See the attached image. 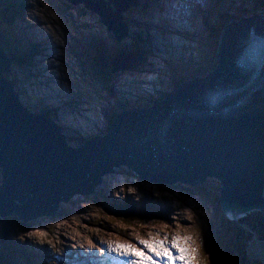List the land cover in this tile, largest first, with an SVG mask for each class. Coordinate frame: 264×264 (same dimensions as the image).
Instances as JSON below:
<instances>
[{"label":"water","instance_id":"water-1","mask_svg":"<svg viewBox=\"0 0 264 264\" xmlns=\"http://www.w3.org/2000/svg\"><path fill=\"white\" fill-rule=\"evenodd\" d=\"M96 14L116 42L138 0H64ZM216 67L163 100L117 114L108 131L76 147L58 123L18 103L0 48V225L55 216L60 203L91 195L125 166L154 185L219 184L221 211L236 217L264 208V14L240 16L221 32ZM135 56L118 51L111 72ZM107 68L108 60L100 61ZM259 260L263 257L257 256Z\"/></svg>","mask_w":264,"mask_h":264},{"label":"rangeland","instance_id":"rangeland-1","mask_svg":"<svg viewBox=\"0 0 264 264\" xmlns=\"http://www.w3.org/2000/svg\"><path fill=\"white\" fill-rule=\"evenodd\" d=\"M9 1L25 3V5L22 12V17L18 21L4 24V22L0 20V44L8 52L14 56H18L21 59L20 63L12 65L11 73H7L6 78L12 83L14 82L13 79H16L18 82L17 86L23 87L27 90H29L28 88H40L39 82L37 80H40L41 78L38 77V79L37 77H34L36 70L31 66V60L41 59L42 56L37 55V52H35L33 48H28L29 42L27 41L28 39L25 38L24 33L28 31L30 34H34L40 38L44 37L42 33L43 28L45 29L47 27L51 31L57 32L60 37L57 36V39L54 40L56 43H58V40H60V44L63 47H61V55L63 58H61L60 55V60L62 59L63 62H67L71 66V69L62 63L58 64L62 71L59 70L56 74L49 72L51 69H47L49 74L53 76L56 75L55 80L50 82L49 86L50 88L57 86L60 93H68V98L72 101L78 99L80 102L78 101L79 103H74L75 109L81 108L84 111H94L96 118L101 123L100 128L95 130V134L99 135L106 132L109 126V121L105 118L104 113L110 117L116 111L123 110L122 105L125 104L129 98V93H124L121 96H114L112 94L111 87L119 89L117 83L114 81V79H112L117 72L114 74L111 73L108 68L102 69L99 65V61L97 62V59L99 58L100 60L101 56H103L105 59H108L107 55L111 56L120 50L124 51L125 53L135 51H139V53H141L140 51H143L140 50V47L138 48L134 45L136 42L135 39L132 38L128 43L123 45V42L125 43L130 39L129 35L131 32H133L132 27L129 24L128 17H126L129 15L127 12L131 11V9L137 6L130 7L124 13V22L128 27L129 34L127 38H125L120 43H117L114 40L112 34L108 32L106 27L100 22L98 16L91 13L90 11L85 10L82 5L73 6L64 0H0V9ZM223 1L225 2V6L234 4L237 6V8L231 9L230 12L222 9L218 10L215 8L217 0H202V4L199 7H196L193 0L188 6H186L187 2L185 3L184 0H176L175 4L177 5V3H181L185 7L184 9L186 12H190V10L199 12L202 10L207 21L204 22L202 17H199L195 21V26L186 30L188 33L190 32L189 35L192 37L190 41L185 42V45L189 46V50L187 52L178 47L175 50H170V52H160V58L158 59L153 58L152 55H146V57L142 55L143 63H147V66L149 67L148 70L151 68V65L157 63L156 60L161 62V65H158L160 68L150 69V71H155V73L160 75L158 80L167 74L168 77H171V73L169 72L171 67L176 71V77L179 76L183 78L202 77L207 72L215 68V35L222 23L226 21L225 16H238L240 13L239 11H241L242 15L250 16L256 10V4L254 3V0ZM262 1H258L260 6H264V1ZM38 4L42 5V8H39L37 6ZM184 9L173 13L182 14ZM150 12H153V10H150ZM82 13L87 14V17L85 16L82 19ZM153 13L155 14V12ZM145 16L146 15H142V21L146 20V18H143ZM59 18L65 22L62 24H66L69 34H63V26L58 20H56ZM53 19L55 22H53ZM85 20H87L89 23H93L95 26L100 28L103 34H106L108 40H110L109 48L112 50L111 53L108 52V50L103 52L100 42L97 40L95 41V39L90 37L93 30L90 31L85 27V25L80 24L81 21ZM39 21L44 22L40 28H31L32 31L26 29L23 33L21 29L23 25L27 26L31 23H40ZM198 31L200 33H198ZM77 34H81L82 36H78L79 40L77 42L72 41ZM192 34H196L197 36L193 37ZM70 35L74 37L71 38ZM44 38H46V35ZM68 38V43L66 45L63 44L61 40L66 42ZM136 38L140 39L139 37ZM48 41L50 40L48 39ZM172 42H174V40ZM57 62V60H54L55 65ZM143 63L140 60V63L134 65L132 69L118 72L123 74L130 73L129 75H125V77H127L129 80L130 78L134 79L135 81L139 79H145L143 78L145 77L144 73L136 72L138 69L143 70ZM60 85L64 87V89ZM136 86L137 85L135 84L134 88ZM48 87L45 85V88ZM160 87L162 88L161 94H158L159 96H157L155 99L162 98L165 88L171 90V80L169 81L168 78H165ZM135 89L137 90V88ZM13 90H17V87H13ZM105 99L107 101H105ZM97 107H99V109H97ZM98 111H100V115ZM53 117L58 120L56 115H53ZM68 135L73 136V138L68 140V142L78 146L79 143L77 142L79 139L75 136V134L70 133ZM79 138L81 137L79 136ZM82 138H86V136H82ZM126 170L128 169L126 168ZM126 170H119L116 174L118 183L115 185L117 189H119L118 191L114 192L116 187H112L111 184L108 185V197L104 195V187L105 185L107 186V183L102 180L104 185L101 186L102 191H99L100 194H96L97 189H95L91 195H75L73 198H71L70 202L60 203V206H62L64 209H61V211L57 209L55 214L56 217L54 216L55 218L42 217L38 219L44 218L45 220L39 222L38 224L33 225L32 221L31 226H20V222L17 221L13 216H10L3 218L1 223H4L6 220H10L11 222H15V225L20 226L19 231L15 229V231L12 232L11 242H13V244L19 249L22 247L24 251H30L29 255L30 253L33 255H31V258L35 262L37 261L36 264H63L65 262L67 263V260L72 262V256L70 253H77V250L75 249V246L72 244L71 240H67L65 237V233H62L60 236H58L59 234L56 231L46 229L48 227L47 221L49 220L51 223L53 219H56L55 223H58L59 226L63 228H66L64 226H68L66 229L68 232V229H71L70 233L72 235H79L75 237L85 236L86 240H88V234L99 232L98 239L102 237L112 239L113 237L117 241L123 240L117 233H112L113 229H118V231H123L125 234L132 235L131 237L133 241H131V243L137 242V235L145 239L150 238V236L154 234L155 229L161 230L160 226L162 224L168 223V221L171 220L172 223L169 225V227H180L183 232L186 233V237L193 238V240H191L189 243L197 249L199 259L200 261L204 262V264H230V260L232 258L237 259V261L241 258V255L235 251L234 246L229 240L230 232H228L225 228V221H228V219L217 205L219 184L216 180L208 179L205 184L197 188H192L185 185L171 187L163 185L161 187L151 184L147 181L140 180L130 170V172ZM122 189H124V194L121 193ZM161 202H163V204L159 205ZM158 206H160V209L162 210L159 211V215L155 213V211L153 213V210H156ZM123 207L126 209L135 208L136 212H134L132 215H123L121 213V209ZM173 209L176 210V212H174ZM258 212L260 213L258 214L263 217L264 223V209ZM189 214L191 215V219H188ZM109 217H111V220ZM155 217H159L161 220ZM127 220L132 221L126 222ZM91 221H95V223L97 221L98 223L93 225ZM182 221L183 223H181ZM65 222L67 224H65ZM99 224H103L102 227L104 228H100ZM21 228L24 229V231H21ZM139 229H144V234L140 233ZM37 231L44 233V235L41 236L40 243H47L48 246H51L49 252L41 250V246H39L36 241L26 240L27 238L31 237H37V239H39L38 236L28 235V233H35ZM173 234L179 236L175 231H173ZM61 236L65 237L63 241L65 242L66 240V244H64L65 248L62 247L60 250H56L52 247L55 245L53 241L61 240ZM160 236L162 237V234ZM68 237L72 236L68 235ZM257 249L260 254H264V248H262V246ZM245 250L250 253L249 244H247ZM108 251H110V254L114 256L121 255L116 251H113L111 248H109ZM255 251L256 247L254 248L253 252ZM104 255L105 252H101L100 248L96 246L94 249V256L102 257ZM85 260L87 261L88 258L85 257ZM15 261L14 264H20L21 262V260L18 258Z\"/></svg>","mask_w":264,"mask_h":264},{"label":"bare ground","instance_id":"bare-ground-1","mask_svg":"<svg viewBox=\"0 0 264 264\" xmlns=\"http://www.w3.org/2000/svg\"><path fill=\"white\" fill-rule=\"evenodd\" d=\"M184 1H185V3L187 2L186 3V6L190 5V3L192 2V0H184ZM193 1L195 3L196 7H199L202 4V0H193ZM138 4L139 5L137 7L133 8V9H131V11L127 12V14L129 13L128 16L125 15L126 17H128V21H129L130 26L132 27L133 32H131V34L129 35V38L130 39L128 41H126L125 43L123 42V45H125L126 43H128L131 40V38L136 40L137 39L136 37H139L140 40H141V43L139 44V42H136L135 43V46H137L138 48L140 47V49L144 51L143 53H145V56L146 55H149V56L153 55L156 59L160 58V52H157L158 47H157L156 43L159 44L161 42V40H164L165 43H166V45H167V47H170L169 50H175L178 47H180L183 51H186V52L189 50V46H187V45H183L182 46L181 44H179V41L172 42L169 39L168 35L171 33L170 30H171V27H172L171 24H170L171 21H174V20L178 21V20L187 19L189 21L188 23L191 24L192 26H195V21L199 17H202V19H203L204 22L207 21L206 17L204 16V12L202 10H200L199 12H197V11L194 12L192 10H190V12H186L185 9H184V11H183L184 14H180V13H171L170 14V12H167V11H170V9L166 8L163 5V0H138ZM37 6L39 8H42V5H40V4H38ZM155 8L159 9L160 12H158V13H161V14L164 13V15L167 17L168 20H164L162 22V20L160 18L159 23L160 24L163 23L162 26H160V27L157 26V27L153 28L154 22L152 20V17H154L156 15ZM215 8L218 9V10L219 9L220 10L222 9V10H225L227 12H230L231 9H235V8H237V6L234 5V4H229L228 6H225V2L223 0H217L216 5H215ZM150 10H153V12H155V14L153 12H150ZM30 12H31V10H30ZM82 14H83V16L81 17L82 19L85 16L87 17V14H84V13H82ZM142 15H146L145 17H143V18H146V20H144L143 22H142ZM170 15H171V17H170ZM159 16H160V14H159ZM35 17L37 18L36 15H35ZM56 20H58L60 22V24L63 26V30H62V32H64L63 34L68 33V29H67L68 27L66 28V24L65 25L62 24V23H65V22H63L60 18L59 19H56ZM76 21H78V20H76ZM53 22H55L54 19H53ZM159 23H158V25H159ZM43 24H44V22L31 23V24H29L27 26H24L23 25L21 27V29H22V31L24 33V31L26 29L32 31L31 28H37V27L40 28ZM80 24L81 25H85V27L88 30H90V31L93 30V32H91V36L90 37L92 39H95V41L97 40V41L100 42L101 49H102L103 52H106L107 50L110 53L112 52L111 48H109L110 40H108V38H107V36H106L105 33L104 34L102 33V31L100 30V28H98L97 26H95L93 23H89L87 20L81 21ZM184 29H185V27H183L182 30H181L183 33L178 34L179 37L186 38V37L190 36V35H188V34H186L184 32ZM157 32H158V34H157ZM42 33H43L44 37L46 35V38H44V37H40L39 38V37H37L34 34H30L28 31H26V33H24L25 38L28 39L27 41L30 44L31 43H34L36 45L37 50L40 52V54L42 56V57L40 56L41 59L31 60V66L34 67L35 70H36V72L34 73V77L41 78L40 80H37V81L39 82V85L41 87H44V88H40V90L37 89L35 91L36 93H39V95H40L39 96V99H35V97L32 96V94H34V96H37V94L35 95V93H34V90L35 89H33V91H32L30 89L27 90V89H25L23 87H18L17 86L18 82L16 81V79H13V81H14L13 82V87H17V90H13V91H14L15 95L18 97L21 105H23V107H26L27 109H30L32 107H34L35 109H38V108H41V107L48 106V104H46V103L45 104H40L41 99H44L46 101H55V100H57V103L56 104H52V107H54V108L57 109L58 115L61 116V118H62V114H63V108H62L63 101L62 100H60V101L58 100V99H61V97L59 96V93H58L59 92L58 87L57 86H54V88L51 87V88H48L47 89V88H45L44 85H49L50 82H53V80H55L56 75L53 76V75L49 74V72H52L53 74H56L59 70H61L59 68L58 64H60V63L65 64V65H67V67L69 69H71V66L67 62H63L62 59L60 60V55H61V51H62L61 50V47L62 46L60 44V40H58V43H56L55 40H54V39H57L56 38L57 36H59L57 34V32H53V31H51L50 29H48L46 27L45 29L43 28ZM198 33H200V32L198 31ZM78 36L80 37L82 35L81 34H77L76 37L72 41L77 42L79 40V37ZM192 36L193 37H196L197 35L196 34H192ZM72 37H74V36H71V38ZM48 39L50 41H48ZM68 40H69V38L66 40V42H64L63 40H61V41L63 42V44L66 45L68 43ZM171 52H173V51H171ZM174 52H177V51H174ZM61 58H63L62 55H61ZM54 60H57L58 61L56 65L54 63ZM160 65H161V63L159 64V66ZM159 66L158 65H153V66L151 65V67H153V68H160ZM146 67H147V63L145 62V64L142 67L143 70L142 69H138L136 72L137 73L145 72L146 71V69H145ZM47 69H51V70L48 72ZM129 74L130 73H124L123 74L121 72H117L113 76L112 79H114V81L119 86V89H115V88H112L111 87V92H112V94L114 96H121L122 93H130L134 89L135 83H139V82H135V80L132 79V78H130V80L127 79V77H125V75H129ZM153 77L159 79L160 76L157 75V74H155L153 72ZM143 78H145V77H143ZM163 78H165V76H163ZM169 81H170V79H169ZM143 85L144 84H142V86ZM19 91H20V93H19ZM41 97H44V98H41ZM147 99L148 98H135L133 101L126 102L125 104H123L122 107H123V109L128 110V109H131V108H134V107H137V106H143V105L146 104ZM75 100L79 101L78 99H75ZM105 101H107V100L105 99ZM38 106H41V107H38ZM85 114H88V113H85ZM83 115H84V113H83ZM85 116H87V115H85ZM65 118L68 119L69 116H65ZM82 120L84 122L82 124H75V121L77 123H79L77 120H75V121H73L71 123V124H74L75 125V126H72L73 127L72 133H74L75 136L78 139H79V136L82 138V136L88 137V135H89L88 131L86 130L87 127H88V123H86V120L85 119L82 118ZM66 122L67 121L62 120L61 121V124L63 126H67L68 124L66 125ZM77 143H79V142H77ZM119 170H126V168L119 167V168L115 169V171H114L113 174H108V175L104 176L103 179H102L105 183H107V186L105 185V187H104V189H105L104 190V195L106 197L109 196V194L107 192L108 191V185L111 184L112 187H116L115 184L118 183V179L116 178V174L118 173ZM126 171H129V170H126ZM125 175H126V173H125ZM104 182L101 181V183L99 184V186H97V188H96L97 189L96 190V194L99 193V191L100 192L102 191V189H101L102 187L101 186L104 185ZM177 185H181V184H177ZM177 185H174V186H177ZM167 187H171V186H167ZM124 189H122V191L120 190L122 194L125 193L124 192ZM118 190L119 189H117V187H116L115 190H114V192H116ZM161 204H163V202H161L159 205H161ZM58 209L61 211V209L63 210L64 208L62 206H60V207H58ZM154 211H155V213H157L159 215L160 214L159 211H162V210L160 209V206H158V208H156V210H153V213H154ZM174 212H176V210H174ZM224 213H225L226 217L229 220H234V221H238L243 216V214L240 213V212H238L236 214V217L235 218L232 217L228 212H224ZM166 214H168V213H166ZM155 218L160 219L159 217H155ZM43 220H45V219L44 218L43 219H36V220L33 221V225L38 224L39 222H41ZM55 222H56V219H53L51 223L48 220L47 221L48 227L46 229L47 230L56 231L59 234L58 236H60V234H62V233H65L66 234L65 237L67 238V240L68 239L71 240L72 244L75 246V249L77 250V253H72V252L70 253V255L72 256L71 260L75 264H132V261L135 259V257H132L130 255L129 256H125V255L114 256V255L110 254L111 253L110 251H108L109 248H110L109 247L110 244L113 247H115V245L118 244V243H120V244L131 243V241H133V239L131 237L132 236L131 234H125V232H123V231H118V229H113L112 233H114V232L117 233L123 240L117 241L113 237H112V239L111 238L110 239H107L105 237H102V238L98 239L99 232L98 233H94L93 232V233L88 234L89 239L86 240V237L85 236L75 237V236H79V235H77V234H73L72 235L70 233V230L71 229H68L69 230V232H68L67 229H66V228H68V226H64L66 228H63V227L59 226L58 223H55ZM91 222H92L93 225H95L96 223H98L97 221H96V223H95V221H91ZM31 224H32V221L26 223L25 225H30L31 226ZM65 224H67V223L65 222ZM20 225H24V224H21L20 223ZM102 226H103V224H99V227L100 228H104ZM173 231H175L181 238L182 237H186V233L183 232V230L180 227H177V226L169 227L168 229L163 230V231L155 229L154 230V234L159 233V235L162 234V236H164L165 233H167V235L169 236V238H171L172 236H174ZM103 232H105V231H103ZM139 232L142 233V234H144L145 231H144V229H139ZM68 235H70L72 237H68ZM33 236H36V235H33ZM38 237H39V239H37V237H31V238H27L26 240L36 241L39 244V246H41V250H45L46 252H49L51 246H48L47 243H43L42 241H41L42 243H40L41 236H38ZM53 237H54V234H53ZM65 237L64 236H61L60 237L61 240H59V241H53V243L55 245H53L52 247L55 248L56 250H60L62 247L65 248L64 247V244H66V240H65V242H63ZM89 241H92V243L90 244ZM96 246L99 247L100 249L101 248L104 249V252H105V255L104 256H102V257L94 256V249H95ZM39 253H40V251H39ZM85 257L88 258L87 261L85 260ZM160 264H164L163 260L160 261Z\"/></svg>","mask_w":264,"mask_h":264},{"label":"trees","instance_id":"trees-1","mask_svg":"<svg viewBox=\"0 0 264 264\" xmlns=\"http://www.w3.org/2000/svg\"><path fill=\"white\" fill-rule=\"evenodd\" d=\"M24 5L25 3H21V2L6 4L0 9V20H2L4 24H8L21 19L22 12L24 10ZM220 30L221 28L219 27L217 32H219ZM217 36L218 34L216 35V37ZM0 47L4 48L1 44ZM134 53L138 54L137 52ZM114 55L115 54H112L111 56H107L108 61H111ZM8 56L11 58L13 65H16V63H20L19 62L20 58L18 56H14L10 52H8ZM101 58L102 57H100V59ZM138 58L140 59L139 56ZM130 221L132 220H127L126 222H130ZM20 226L15 225V222H11L10 220H6L4 223H2L1 227L2 230L4 231V236H2L3 245L9 243L12 232L15 231V229L19 231ZM225 228L228 232H230L229 240L231 244L234 246L235 251H237L241 255L240 258L241 260L239 259L237 261V259L232 258L230 260V264H260V262H258L254 258L255 256L252 257L250 256V253L247 254L245 250V246L246 243H249L251 240L254 241L257 232H259L263 236V232L261 231L262 228L261 216L255 213L245 215L242 219H240L237 222H225ZM21 231H24V229L21 228ZM17 249L18 248L16 246L15 248L8 247L7 245L3 246L0 249V264H5V263L12 264L11 253L14 252H19L21 257H23L24 260H22L21 264H31L30 260L26 258V254L23 252V250L21 249L17 250Z\"/></svg>","mask_w":264,"mask_h":264},{"label":"snow or ice","instance_id":"snow-or-ice-1","mask_svg":"<svg viewBox=\"0 0 264 264\" xmlns=\"http://www.w3.org/2000/svg\"><path fill=\"white\" fill-rule=\"evenodd\" d=\"M109 219L111 220V217ZM188 219H191L190 214ZM171 223L169 220L168 223L162 224L161 231L168 229ZM28 235L43 236L44 233L37 231ZM191 240H193L192 237L181 238L174 235L169 238L167 233L162 237L156 233L148 239L137 235L136 243H118L115 247L110 244L109 247L121 255L135 257L132 264H160L161 260L164 264H204L199 259L197 249L189 243ZM89 243L91 244L92 241ZM100 251L103 252L104 249L101 248Z\"/></svg>","mask_w":264,"mask_h":264}]
</instances>
